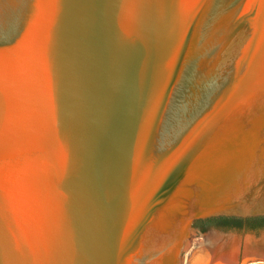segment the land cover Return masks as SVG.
Returning a JSON list of instances; mask_svg holds the SVG:
<instances>
[{
  "label": "water",
  "instance_id": "obj_1",
  "mask_svg": "<svg viewBox=\"0 0 264 264\" xmlns=\"http://www.w3.org/2000/svg\"><path fill=\"white\" fill-rule=\"evenodd\" d=\"M217 217H264V0H0V264H181L194 230L264 264Z\"/></svg>",
  "mask_w": 264,
  "mask_h": 264
},
{
  "label": "bare ground",
  "instance_id": "obj_2",
  "mask_svg": "<svg viewBox=\"0 0 264 264\" xmlns=\"http://www.w3.org/2000/svg\"><path fill=\"white\" fill-rule=\"evenodd\" d=\"M204 245V249H201L202 251L199 252V246L198 244H194L193 249L188 252L183 258V262L181 264H196L197 257L194 254H201L205 253V256L209 258V264H234L232 260V249L234 248V240L232 238L225 239L222 241V238H219L216 234L210 233L205 237V240L201 243ZM221 251V254H217ZM215 254V255H214ZM217 256V260H216ZM231 256V257H230ZM206 257H204L206 259ZM203 257L201 256L199 258V261ZM203 258V259H204ZM245 259V258H243ZM182 261V260H181ZM202 261V260H201ZM198 262L199 264H202V262ZM197 263V264H198Z\"/></svg>",
  "mask_w": 264,
  "mask_h": 264
},
{
  "label": "trees",
  "instance_id": "obj_3",
  "mask_svg": "<svg viewBox=\"0 0 264 264\" xmlns=\"http://www.w3.org/2000/svg\"><path fill=\"white\" fill-rule=\"evenodd\" d=\"M195 226L204 230L208 226H216L224 230H247L257 231L264 229V217L254 218H233V217H217L206 220H199L194 223Z\"/></svg>",
  "mask_w": 264,
  "mask_h": 264
},
{
  "label": "rangeland",
  "instance_id": "obj_4",
  "mask_svg": "<svg viewBox=\"0 0 264 264\" xmlns=\"http://www.w3.org/2000/svg\"><path fill=\"white\" fill-rule=\"evenodd\" d=\"M195 231V233L194 234H192L191 235V239H190V241H189V244H188V246H187V248H186V250H185V252H184V254H183V258H184V256L186 255V254H188V252L189 251H191V249H193V247H194V244H198V246H200V244L203 242V240H205V237L209 234V233H212V231L213 230H209V231H199V233H197V231L196 230H194ZM216 232H218V231H216ZM224 233H228V232H224ZM237 235H243L244 236V234H241V233H237ZM199 252H201V250L199 249ZM194 255H196L195 256V258L197 257V262H196V264L198 263V262H200L201 260V262H202V264H209L208 262L210 261L209 260V258H207L206 256H205V253L203 252V253H201V254H199V253H197V254H194ZM206 257V259L204 258H202L200 261H199V258L200 257ZM183 258H182V261H181V263L183 262ZM219 258V257H218ZM217 258V256H216V260L218 259ZM199 264V263H198Z\"/></svg>",
  "mask_w": 264,
  "mask_h": 264
}]
</instances>
